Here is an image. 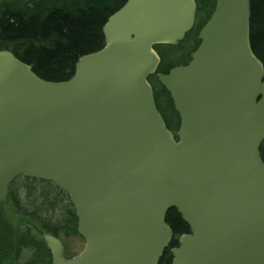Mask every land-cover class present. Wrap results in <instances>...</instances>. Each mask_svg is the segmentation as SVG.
Segmentation results:
<instances>
[{"label":"water","instance_id":"95a60500","mask_svg":"<svg viewBox=\"0 0 264 264\" xmlns=\"http://www.w3.org/2000/svg\"><path fill=\"white\" fill-rule=\"evenodd\" d=\"M194 0H126L104 45L49 82L0 51V203L24 176L69 197L84 240L51 264H159L174 209L188 226L171 264H264V67L250 45V0H214L185 66L156 74L179 118L166 128L148 77L195 22Z\"/></svg>","mask_w":264,"mask_h":264},{"label":"trees","instance_id":"16d2710c","mask_svg":"<svg viewBox=\"0 0 264 264\" xmlns=\"http://www.w3.org/2000/svg\"><path fill=\"white\" fill-rule=\"evenodd\" d=\"M125 1L0 0V51L11 52L18 60L31 66L33 73L42 80L67 81L72 77L74 66L80 57L103 47L102 28L107 18ZM195 1L198 20L185 39L174 47H154L161 60L157 73L167 74L170 69L185 65L198 46V31L210 17L214 0ZM249 25L252 52L264 67V0H250ZM183 44L187 45L184 58L165 62L161 49H178ZM148 80L153 89L157 110L167 129L175 137L179 118L169 96L155 76ZM260 154L264 161L262 146ZM29 186L32 188L31 184ZM55 189V200L65 208L61 219L55 223L45 219V222L41 221L36 207L33 208L34 211H29L10 192L6 205L12 203V209L7 210L6 205L0 204V264H51L41 235L45 233L59 238L60 234L68 237L77 233L76 218L68 197L63 191ZM50 196L49 192L37 194L38 198H42L41 204H45ZM165 222L172 231V240L163 252L159 264H171L170 250L178 246L177 241L181 235L189 234L188 226L176 210L171 209L166 213Z\"/></svg>","mask_w":264,"mask_h":264},{"label":"rangeland","instance_id":"374dc122","mask_svg":"<svg viewBox=\"0 0 264 264\" xmlns=\"http://www.w3.org/2000/svg\"><path fill=\"white\" fill-rule=\"evenodd\" d=\"M186 46L187 45L183 44L178 49L162 48L161 53L165 62L180 61L182 58H184L183 53L185 52ZM262 148L264 151V142L262 144ZM30 184L32 185V188L29 186ZM9 190L13 196L20 200V204L29 211H34L33 208L36 207L38 210L37 215H40L39 217L41 218V221L45 222V220H47L55 223L61 219L65 208L64 205H60V202L58 204L57 200H55L57 191L53 185L43 183V181H32L26 180L23 177H19L9 186ZM41 192H49L51 195L48 201L44 202L45 204H41L42 198L37 197V194H40ZM11 207L12 203H9L5 206L7 210H11ZM59 238L63 242L65 247V255L67 257L77 255L84 247V241L77 233H72L68 237L60 234Z\"/></svg>","mask_w":264,"mask_h":264},{"label":"flooded vegetation","instance_id":"af4514ba","mask_svg":"<svg viewBox=\"0 0 264 264\" xmlns=\"http://www.w3.org/2000/svg\"><path fill=\"white\" fill-rule=\"evenodd\" d=\"M67 256L65 255V258H66Z\"/></svg>","mask_w":264,"mask_h":264}]
</instances>
